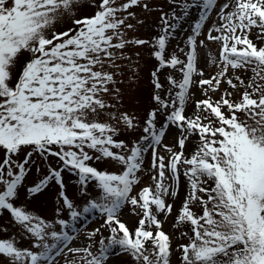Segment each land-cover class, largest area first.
<instances>
[{
    "label": "snow or ice",
    "instance_id": "6c2138e0",
    "mask_svg": "<svg viewBox=\"0 0 264 264\" xmlns=\"http://www.w3.org/2000/svg\"><path fill=\"white\" fill-rule=\"evenodd\" d=\"M167 4L156 34L127 39L131 9L151 11L149 0H0V214L33 238L23 249L0 238V264H58L65 250L73 254L65 264H107L114 254H127L133 264H172L174 252L178 264H264V0ZM192 10L198 17L170 51ZM213 13L218 19L208 26ZM65 14L72 27L55 30ZM206 41L219 46L210 61L218 71L209 78L198 67ZM129 46L149 49L155 91L143 135L126 142L118 139L121 131H135L139 123L126 112L117 119L108 100L121 95L117 61L131 60L124 55ZM167 69L181 79L167 75L165 89L160 74ZM192 88L204 98L192 101L189 116ZM170 128L177 133L172 146L163 143ZM189 143L193 150L186 155ZM148 153L154 183L140 187ZM103 162L120 169L93 166ZM32 173L37 178L29 182ZM89 185L99 190L94 197ZM52 189L58 206L45 221L26 201ZM125 207L138 217L134 230L120 219ZM93 211L103 223L86 239L98 250L93 243L69 246L74 237L59 214L75 221ZM170 216L187 240L176 249L163 229ZM102 228L109 236L95 241Z\"/></svg>",
    "mask_w": 264,
    "mask_h": 264
},
{
    "label": "rangeland",
    "instance_id": "374dc122",
    "mask_svg": "<svg viewBox=\"0 0 264 264\" xmlns=\"http://www.w3.org/2000/svg\"><path fill=\"white\" fill-rule=\"evenodd\" d=\"M122 2V0H121ZM222 3L223 0H220ZM151 11H145L140 7H133L131 9L132 12L135 13L134 17L129 18L128 22L134 25L133 29H129L126 32L127 39H135L142 38L148 39L159 31V15L160 10L169 11L167 0H149ZM171 15V13L169 12ZM198 17V12L195 10L191 11V14L187 18H183L181 23L183 24V32L175 39L171 41L169 50L175 48L177 43L185 40V34L188 33L190 26L194 23L195 19ZM218 18L213 13V19L207 22L208 26H211L212 23ZM142 21V23H140ZM72 27L71 20L67 14L62 15L57 18L54 24V29L57 31H63L67 28ZM51 31V30H50ZM203 39V36H201ZM219 51V46L216 42L206 41L204 46H201L199 49L198 57H199V69H203L204 78H209L211 75H214L218 68L215 64L211 63V57L217 56ZM139 52L140 58L137 59L135 53ZM124 55L131 57V60L120 59L117 62L121 66V72L117 75V85L115 87H119L121 90V95L119 97H113L108 100V103H115V107L110 111L115 114V117L118 119L121 113H127L130 116H134L139 123V127L135 131H126L122 130L118 136V139L125 140L126 142L135 141L140 136L143 135V121L146 116V112L150 110V107L153 105L151 101V95L154 93L155 89L152 85V79L150 73L154 70L155 61L151 57L149 53V49L146 47H134L129 46L124 50ZM205 57L209 58V62L206 63ZM183 58V57H181ZM173 75L175 79H181L180 73L176 72L172 69H167L162 71L160 74V80L165 84V89L169 86L166 83L167 75ZM199 77H197L198 79ZM228 86L225 84L222 86L223 88H227ZM194 95L191 100H189L186 106V114L189 116L194 115V106L192 101L197 99L204 98L201 91L198 88H192L190 90ZM164 98H167L166 91L161 93ZM213 99H217L220 93L211 94ZM203 115V114H201ZM108 114L105 113L103 119H107ZM117 119H110L109 122L113 125L119 126L123 129V125H117ZM176 129L170 128L167 130L165 137L163 138V143L167 145H174L176 142ZM178 150V149H177ZM193 150V144H188V150L186 151V155H190ZM151 153L146 154L144 171L140 173L141 176V185L147 186L153 184L154 182L150 179V173L148 171L150 167ZM93 166H96L102 170L108 171H119L120 166L115 165L113 163L103 162V163H93ZM37 178V174L32 173L28 177V181ZM74 178L68 179V183L70 185L69 190L74 191L71 187L74 184ZM54 189L50 190L49 195L42 197L40 200H29L26 201V208L30 210L34 215L42 217L45 221H52L54 216V210L58 206L56 204L54 198ZM99 190L94 188L93 185H89V196L94 197ZM139 191V187L133 191L132 195H136ZM181 199H183V188L181 189ZM171 202V201H170ZM180 206V201H176L174 205L175 208ZM130 207V206H129ZM129 207H125L120 213V219L126 223L130 230H134L138 223V217L132 214L129 210ZM82 210V206L80 209ZM194 211H199L194 208ZM175 214V213H174ZM58 218H66L68 220L67 228L63 230L69 231V234L74 237V239L70 242L69 246L71 247H84L87 246L90 242L86 239V235L88 232L94 230L103 223L101 218V214L98 211H93L92 213L83 214L78 220H73L67 213L61 212ZM163 219V217H161ZM172 217L170 216L168 222L163 225L164 231L169 233L172 236L173 240V248L176 249L179 243H187L186 239L180 237L179 232L171 227ZM0 228L5 229V231H0V238L5 239H13L17 243L19 247L30 248L32 247L31 238L28 234H26L23 230L19 229L16 225L10 222V217L8 213L0 214ZM55 230L60 231L61 226L57 225ZM181 230H186L183 226ZM101 235L103 237H108L109 232L105 229H101V234L95 237V241H99L101 239ZM48 242L52 243L51 237L48 238ZM99 248L98 243H93L92 251L96 252ZM115 251H118L115 250ZM81 254H76V259L79 260V256ZM178 252H174L172 255V264H178L177 260ZM73 254L68 253L65 250L64 258H58V264H65V260L72 259ZM107 264H133V261L127 254L120 255H112L107 261Z\"/></svg>",
    "mask_w": 264,
    "mask_h": 264
}]
</instances>
